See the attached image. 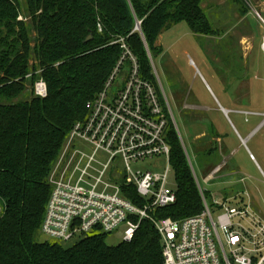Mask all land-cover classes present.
Segmentation results:
<instances>
[{"label": "trees", "instance_id": "1", "mask_svg": "<svg viewBox=\"0 0 264 264\" xmlns=\"http://www.w3.org/2000/svg\"><path fill=\"white\" fill-rule=\"evenodd\" d=\"M26 1L33 47L20 0H0V264H164L161 235L147 219L131 241L114 245L102 231L72 243L41 239V226L68 134L124 51L115 41L124 37L141 75L158 87L148 49L161 53L160 35L180 22L197 35L213 33L202 0ZM40 78L47 96L26 97V79L33 85ZM168 141L178 199L152 212L177 220L200 213L203 201L172 120Z\"/></svg>", "mask_w": 264, "mask_h": 264}, {"label": "built area", "instance_id": "2", "mask_svg": "<svg viewBox=\"0 0 264 264\" xmlns=\"http://www.w3.org/2000/svg\"><path fill=\"white\" fill-rule=\"evenodd\" d=\"M119 41L124 51L116 67L87 102L86 117L70 130L51 172L41 233L72 243L94 231L112 233L121 227L122 240L131 241L147 219L161 235L164 264H264V218L251 204L210 205L201 188L203 210L196 215L176 220L152 212L178 199L176 186L170 185L168 127L173 119L164 92L141 75L124 37ZM148 55L152 59L149 49ZM127 63L128 72L117 83ZM35 94L47 96L43 78L35 82ZM161 156L168 161L163 171L134 168Z\"/></svg>", "mask_w": 264, "mask_h": 264}, {"label": "rangeland", "instance_id": "3", "mask_svg": "<svg viewBox=\"0 0 264 264\" xmlns=\"http://www.w3.org/2000/svg\"><path fill=\"white\" fill-rule=\"evenodd\" d=\"M256 1L234 0L231 3V0H205V11L213 33L196 35L186 22H180L165 33L162 39L164 53L154 54L151 64L156 82L166 96L167 108L182 145L186 147L199 183L206 191L208 203L212 205L215 199L231 197V203L238 204L242 203L243 198L244 204H251L264 217V177L249 152L240 147L239 142L233 141L229 124L216 109L214 97L228 105L231 98L237 97L238 104L233 108L239 110H264V21L255 12L254 8L258 7ZM260 1L264 4V0ZM20 2L22 14L19 19L26 23L33 47L36 32L32 27L28 4L26 0ZM249 9L247 18H243L244 12ZM259 12L264 18V10L259 9ZM32 64H35L33 53L30 56ZM127 72L128 65L125 64L116 82H122ZM26 80L25 92L28 97L32 91L35 92V84ZM173 88L176 93H181L176 98ZM113 90H116L115 85ZM186 91L190 93L188 102L208 108L205 119L195 116L202 114L197 109L182 108ZM209 118L226 133L232 142L231 147L236 150L234 158L216 174L211 170L217 162L222 161L223 155L217 149H207L201 135L198 136L208 128ZM229 118L244 138L263 119L236 111L229 113ZM247 145L264 171V128L249 139ZM167 165L166 157L161 156L134 165V168L163 171ZM210 171L212 178L208 176ZM175 183L174 173L171 172L170 185L176 186ZM40 238L49 239L42 233ZM121 240V227L109 233L106 239L111 245Z\"/></svg>", "mask_w": 264, "mask_h": 264}, {"label": "crops", "instance_id": "4", "mask_svg": "<svg viewBox=\"0 0 264 264\" xmlns=\"http://www.w3.org/2000/svg\"><path fill=\"white\" fill-rule=\"evenodd\" d=\"M257 2V6L258 7H253L254 9H255V12L260 16V18L264 21V18L262 17V15L260 14V12H259V9L262 11V9L264 10V4L260 1V0H257L256 1ZM205 0H202V2H201V6H202V8L204 9V11H205ZM231 3H234V0H231ZM205 13H206V11H205ZM250 13V9L247 11V12H244V15H242L243 16V18H247L246 17V15L247 14H249ZM207 15V14H206ZM177 25V24H176ZM175 26V25H174ZM173 28V27H172ZM172 28H170V29H172ZM170 29H168V30H166L164 33H162L161 35H160V37H159V39L157 40V45H159V46H161L162 47V51H161V54H163L164 53V47H163V43H162V39H163V36L165 35V33L167 32V31H169ZM195 34V33H194ZM197 35V34H196ZM262 50H263V47H262ZM150 51V50H149ZM264 51V50H263ZM150 53H151V51H150ZM151 56H153L152 55V53H151ZM151 62H152V59H151ZM193 63V62H192ZM173 90H174V96H175V98H176V96L178 95V94H181V93H176V90L173 88ZM186 99H185V101L182 103V108H184V109H187V110H192L193 108L196 110L197 109V111L199 112V113H202V114H198V115H195V116H198L199 117V119H205V115L204 114H206L205 113V111L208 109L207 107H202V106H200V105H197V104H195L194 102H188V99H189V96H190V93L188 92V91H186ZM214 97H215V103H216V105H217V110L219 111V112H221V114L223 115V117H225L226 118V120H227V122H228V124H229V127H230V129H231V134H232V136H233V141H237V142H239V146L240 147H242V148H245L248 152H249V155H250V158L257 164V166H258V168L260 169V171H261V173H262V175H263V177H264V171L262 170V168L260 167V165H259V163L257 162V160H256V157L254 156V154L249 150V148H248V145H247V143H248V140L249 139H251V138H253V136H255L256 134H258V131H260L261 129H263L264 128V110L263 111H261V112H256V111H244V110H239V109H237V108H233L234 106L233 105H237L238 104V98L237 97H235V98H231L230 99V101H229V103H230V105H228V104H222L221 103V101L218 99V97L217 96H215L214 95ZM234 112V111H236L237 113H242V114H244V115H257V116H261L263 119H262V121L255 127V128H253L249 133H248V135H247V137L246 138H244V137H242V135L240 134V132L238 131V129L236 128V126L234 125V123L231 121V119L229 118V113H231V112ZM200 116H203V117H200ZM173 122V121H172ZM174 124V123H173ZM174 127H175V125H174ZM208 128H206V129H204V131H202L200 134H198V136H200L201 135V139L203 140L202 142H203V144L205 145V147H209V148H207V149H209V150H213V149H217V150H219L221 153H222V155H223V158H222V161L220 162H217V164L213 167V169L211 170L213 173H214V171H215V174L216 173H218V172H220V171H222V169H224L226 166H227V164L229 163V160L230 159H232V158H234V155H235V149L234 148H232L231 146H232V142H230L229 141V138H228V136L226 135V133L224 132V131H222L215 123H214V121L211 119V118H209V124H208V126H207ZM176 129V128H175ZM208 129V130H207ZM177 131V130H176ZM178 133V132H177ZM180 138V137H179ZM181 140V139H180ZM182 143V142H181ZM183 146V145H182ZM184 148V151H185V154H186V158L189 156V154H188V152H187V149H186V147H183ZM188 155V156H187ZM189 158H190V156H189ZM191 159V158H190ZM187 161H188V164H189V160H188V158H187ZM189 166H190V164H189ZM190 169H191V171H193L192 170V168H191V166H190ZM209 172L208 173V176L210 177L211 176V178H212V172ZM194 172H195V169H194ZM192 174H193V177H194V180H195V182H196V184H197V186H198V189H199V192H200V189L202 188L201 187V185H200V183H199V180H198V178H197V176H196V173H193L192 172ZM176 184V183H175ZM176 188H177V186H176ZM204 190V189H203ZM204 193H205V197H206V199H207V201H208V198H207V196H206V191L204 190ZM201 194V193H200ZM235 196V195H234ZM202 197V196H201ZM233 197V196H232ZM235 197H237V196H235ZM231 197L230 198H225L224 200H219V199H215V201H220V202H227V203H229V204H231V205H242V204H244L245 202H244V200H243V198H241L242 200H241V202L242 203H240V202H238V204H232L231 203ZM214 201V202H215ZM214 202H213V204H214ZM212 204V205H213ZM254 208V207H253ZM255 209V208H254ZM255 211L256 212H258L256 209H255ZM259 213V212H258ZM260 214V213H259ZM261 215V214H260ZM262 216V215H261ZM263 217V216H262ZM264 218V217H263Z\"/></svg>", "mask_w": 264, "mask_h": 264}, {"label": "water", "instance_id": "5", "mask_svg": "<svg viewBox=\"0 0 264 264\" xmlns=\"http://www.w3.org/2000/svg\"><path fill=\"white\" fill-rule=\"evenodd\" d=\"M137 28H140V24H139V22H138ZM91 37H92V35H90V36L87 38V40H89Z\"/></svg>", "mask_w": 264, "mask_h": 264}]
</instances>
